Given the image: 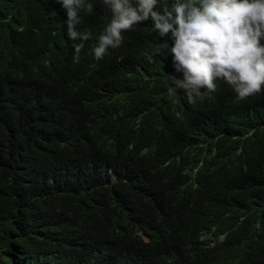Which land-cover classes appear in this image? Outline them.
I'll use <instances>...</instances> for the list:
<instances>
[{"label":"trees","instance_id":"trees-1","mask_svg":"<svg viewBox=\"0 0 264 264\" xmlns=\"http://www.w3.org/2000/svg\"><path fill=\"white\" fill-rule=\"evenodd\" d=\"M91 2L74 63L55 0H0V264H264V91H170L147 24L94 60Z\"/></svg>","mask_w":264,"mask_h":264},{"label":"clouds","instance_id":"clouds-1","mask_svg":"<svg viewBox=\"0 0 264 264\" xmlns=\"http://www.w3.org/2000/svg\"><path fill=\"white\" fill-rule=\"evenodd\" d=\"M109 16L94 36L91 54L102 60L109 49L147 24L164 39L170 54V91L190 98L229 85L239 100L264 91V0H99ZM66 13L73 62L79 63L92 38L81 30V12L94 14L91 0H55ZM151 62L153 57L146 56Z\"/></svg>","mask_w":264,"mask_h":264}]
</instances>
